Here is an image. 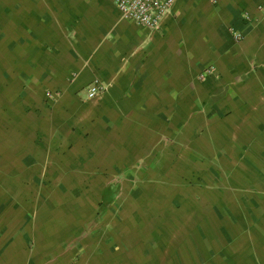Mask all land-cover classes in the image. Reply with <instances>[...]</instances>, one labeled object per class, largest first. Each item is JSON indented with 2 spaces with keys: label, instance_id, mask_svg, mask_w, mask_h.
<instances>
[{
  "label": "crops",
  "instance_id": "crops-1",
  "mask_svg": "<svg viewBox=\"0 0 264 264\" xmlns=\"http://www.w3.org/2000/svg\"><path fill=\"white\" fill-rule=\"evenodd\" d=\"M0 264H264V0H0Z\"/></svg>",
  "mask_w": 264,
  "mask_h": 264
},
{
  "label": "built area",
  "instance_id": "built-area-1",
  "mask_svg": "<svg viewBox=\"0 0 264 264\" xmlns=\"http://www.w3.org/2000/svg\"><path fill=\"white\" fill-rule=\"evenodd\" d=\"M175 0H113L120 15L149 30H157L171 11ZM103 90L97 82L86 89L88 98Z\"/></svg>",
  "mask_w": 264,
  "mask_h": 264
},
{
  "label": "rangeland",
  "instance_id": "rangeland-1",
  "mask_svg": "<svg viewBox=\"0 0 264 264\" xmlns=\"http://www.w3.org/2000/svg\"><path fill=\"white\" fill-rule=\"evenodd\" d=\"M47 97H50V94H49V92H47ZM237 157H242V154L241 153H239V154H237L236 156H235V158H237ZM203 161H205V160H203ZM214 164H215V162H214ZM78 172H82V171H78ZM77 171H76V174H79ZM210 173V172H212V174H213V178H222V177H224L225 175H228L229 173H230V171H224V172H221V171H218V170H213V171H207V173ZM57 173V176H58V179L59 180H61L62 179V177H63V175H65V174H70L71 175V173L72 172H67V171H63V170H59V171H57L56 172ZM124 173H127L128 175H130V177H128V182L130 183V184H132V181H133V179H135V172H134V170H131L130 172H124ZM174 173L175 172H173V171H170V172H168V173H165V178H167L168 180L170 179V184H173L174 182H175V178H174ZM156 174H157V172H156ZM246 176V175H245ZM75 177V176H74ZM76 177L78 178V177H80V175L79 176H77L76 175ZM136 177H138V176H136ZM81 178V177H80ZM131 178V179H130ZM212 178V177H211ZM189 180V179H188ZM44 181V180H43ZM177 181H178V179H177ZM192 181L193 182H198V180L196 179V178H193L192 179ZM56 182H57V180H56ZM135 182V181H134ZM190 183H192V182H190ZM202 183V181L201 180H199V184H201ZM62 184V182L60 181V182H58V186L56 185V186H54L53 188H52V191H57V192H59V191H66V187H64V186H62L61 185ZM221 184H223V182L220 180L219 181V186H217V188L219 189V190H222V187H224V186H221ZM46 185H50V182H48L47 184H45V186H43L44 187V189L46 188ZM133 188V189H132ZM22 189V188H21ZM72 189H76L75 191H78V193H82L83 192V187H78V186H76L75 188H72ZM142 190H143V188H141ZM162 188H159V190H161ZM164 189H165V191H169L170 193H173V192H176L179 188H177V187H175V186H167V187H164ZM216 189V188H215ZM134 190V187H125V188H123V191L121 192V194H127V195H131V193L132 192H134L133 191ZM180 190V189H179ZM132 191V192H131ZM175 200H176V198H175ZM177 204H180L179 202H176ZM173 205V204H172ZM190 205V204H189ZM240 205H242V203L240 202Z\"/></svg>",
  "mask_w": 264,
  "mask_h": 264
}]
</instances>
